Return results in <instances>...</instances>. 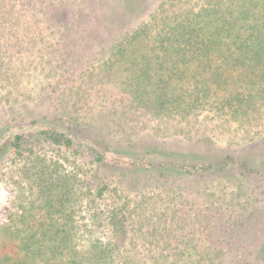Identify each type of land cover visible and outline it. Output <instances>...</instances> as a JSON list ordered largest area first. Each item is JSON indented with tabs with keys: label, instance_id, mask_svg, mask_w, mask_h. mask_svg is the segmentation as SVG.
I'll list each match as a JSON object with an SVG mask.
<instances>
[{
	"label": "rangeland",
	"instance_id": "obj_1",
	"mask_svg": "<svg viewBox=\"0 0 264 264\" xmlns=\"http://www.w3.org/2000/svg\"><path fill=\"white\" fill-rule=\"evenodd\" d=\"M203 2L0 0V138L60 125L80 146L63 165L70 177L100 160L116 166L106 198L128 216L119 256L129 264H264V109L158 115L134 104L119 69L105 66L121 32ZM2 150L0 225L35 196L24 175L31 162ZM35 157L68 155L46 144ZM89 181L67 209L80 257L109 238L87 220Z\"/></svg>",
	"mask_w": 264,
	"mask_h": 264
},
{
	"label": "trees",
	"instance_id": "obj_2",
	"mask_svg": "<svg viewBox=\"0 0 264 264\" xmlns=\"http://www.w3.org/2000/svg\"><path fill=\"white\" fill-rule=\"evenodd\" d=\"M151 27L142 22L121 32L105 65L119 69L121 86L134 104L178 118L199 112L247 116L264 109V0H204ZM62 121L48 119V124ZM65 131L60 125L37 126L0 138V153L2 147L31 162L24 175L35 192L0 225V264H117V257L119 264H129L119 256L130 238L128 216L119 204L107 205L106 198L107 173L116 166L100 160L70 177L63 165L79 159L80 146ZM46 144L69 158L35 157ZM117 178L123 181L124 174ZM78 180L81 184H75ZM87 180L93 184L87 220L92 229L106 227L109 238L97 239L80 257L67 209Z\"/></svg>",
	"mask_w": 264,
	"mask_h": 264
}]
</instances>
